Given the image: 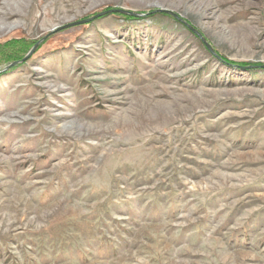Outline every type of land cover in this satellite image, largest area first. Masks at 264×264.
<instances>
[{
    "label": "rangeland",
    "instance_id": "rangeland-1",
    "mask_svg": "<svg viewBox=\"0 0 264 264\" xmlns=\"http://www.w3.org/2000/svg\"><path fill=\"white\" fill-rule=\"evenodd\" d=\"M1 9L0 264H264V0Z\"/></svg>",
    "mask_w": 264,
    "mask_h": 264
},
{
    "label": "bare ground",
    "instance_id": "bare-ground-1",
    "mask_svg": "<svg viewBox=\"0 0 264 264\" xmlns=\"http://www.w3.org/2000/svg\"><path fill=\"white\" fill-rule=\"evenodd\" d=\"M8 8V7H7ZM19 16L18 12L13 10H0V32L10 31L11 29L15 28L17 24H9L11 19ZM15 23V22H14Z\"/></svg>",
    "mask_w": 264,
    "mask_h": 264
}]
</instances>
